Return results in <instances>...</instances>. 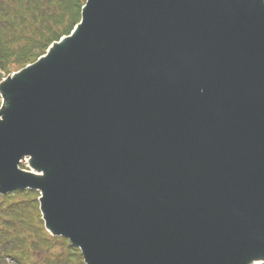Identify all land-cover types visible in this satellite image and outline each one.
Masks as SVG:
<instances>
[{
    "label": "water",
    "instance_id": "obj_1",
    "mask_svg": "<svg viewBox=\"0 0 264 264\" xmlns=\"http://www.w3.org/2000/svg\"><path fill=\"white\" fill-rule=\"evenodd\" d=\"M0 95V195L85 264H264V0H86Z\"/></svg>",
    "mask_w": 264,
    "mask_h": 264
},
{
    "label": "trees",
    "instance_id": "obj_2",
    "mask_svg": "<svg viewBox=\"0 0 264 264\" xmlns=\"http://www.w3.org/2000/svg\"><path fill=\"white\" fill-rule=\"evenodd\" d=\"M86 0H0L2 74L34 63L81 22ZM34 190L0 195V264H84L79 249L44 227Z\"/></svg>",
    "mask_w": 264,
    "mask_h": 264
},
{
    "label": "rangeland",
    "instance_id": "obj_3",
    "mask_svg": "<svg viewBox=\"0 0 264 264\" xmlns=\"http://www.w3.org/2000/svg\"><path fill=\"white\" fill-rule=\"evenodd\" d=\"M83 11V10H82ZM81 19H82V17H81ZM49 50V49H48ZM48 50H47V52H48ZM46 52V53H47ZM36 62V61H35ZM34 62V63H35ZM34 63H32V64H34ZM32 64H29V65H32ZM29 65H27V66H29ZM27 66H25V67H27ZM25 67H22V68H18V69H15V70H13L11 73H9V74H2V79H1V81H0V85L3 83V82H5V81H7V79L9 78V77H11V76H13L14 74H16L17 72H19V71H21L22 69H24ZM1 105H2V98H1V96H0V109H1ZM20 168L21 169H23V170H26V171H30L31 169L28 167V163H27V161H24L21 165H20ZM40 174V173H39Z\"/></svg>",
    "mask_w": 264,
    "mask_h": 264
}]
</instances>
